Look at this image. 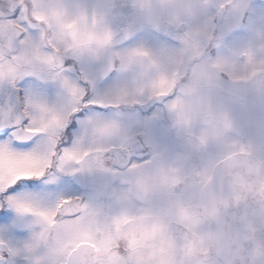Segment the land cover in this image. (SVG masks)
Listing matches in <instances>:
<instances>
[{"label": "clouds", "instance_id": "obj_1", "mask_svg": "<svg viewBox=\"0 0 264 264\" xmlns=\"http://www.w3.org/2000/svg\"><path fill=\"white\" fill-rule=\"evenodd\" d=\"M122 3L146 26L174 34L176 50L138 46L117 53L118 38L127 34L114 31L110 20ZM230 3L226 0L219 7ZM214 4L215 0H113L111 6H90L83 0H0V84L14 89L30 75L57 83L64 95L62 107L25 102L22 115L29 123L17 126L20 138L48 137L50 142L45 151L27 155L0 147V187L14 177L24 178L35 162L46 172L66 164L107 171L116 153L124 156L131 150L132 137L119 124L89 122L74 148L57 151L67 120L86 96L72 94V86L80 88L65 68L68 61L107 63L122 74V88L110 98L113 108L161 102L190 148L205 152L212 144L222 147L219 158L195 169L161 157L144 164L128 157V164L111 171L123 186L113 210L83 201L74 222L81 227L47 225L49 264H264V157L226 141L232 121L217 100L220 77L232 84L255 83L264 79V63L256 64L248 53L243 54V67L232 59H203L213 40L206 13ZM21 6V24L27 29L3 15ZM12 116V109L0 104V119ZM72 204L63 200L56 211Z\"/></svg>", "mask_w": 264, "mask_h": 264}, {"label": "rangeland", "instance_id": "obj_2", "mask_svg": "<svg viewBox=\"0 0 264 264\" xmlns=\"http://www.w3.org/2000/svg\"><path fill=\"white\" fill-rule=\"evenodd\" d=\"M83 2L90 6H111L113 0H83ZM222 2H226V0H215L214 6L210 7L206 13L207 27L211 31L213 40L205 52H213L214 54L209 58L204 52L203 59L205 61H214L221 58L232 59L238 66L243 67V54L248 53L256 64L264 63V0H231V3L223 8L222 20L217 28L215 21L218 13L222 10L219 7V4ZM124 4L126 3H122L121 5ZM18 14L19 9L14 8L12 10L11 7L3 13L5 17L13 20L16 19ZM110 22L114 31L121 35L127 34L126 38H118L115 44V51L117 53L127 52L138 46H145L151 50L163 52H173L178 47L174 34L166 31L161 33L160 30L146 26L133 9L126 14V18L124 19H119L117 12L113 9ZM77 65L79 71L77 70ZM65 68L71 74L72 83L86 93V101L84 100L86 103H82L81 108L85 107L87 103H95L100 106L107 105L111 108L112 101L110 98L123 85L122 74L118 70L112 68L107 63H75L73 61H68V65ZM81 73L84 76L86 84L79 82L78 75L81 76ZM220 81L221 79L219 78L218 88L220 91L217 100L222 103L219 95L223 97L227 95V105L225 107L228 109L232 121V127L225 137L226 141L245 148L258 158L264 157V101L260 99L264 97V79L258 78L255 83L248 81L232 84L227 78V83H223L227 87V91L220 87V84H222ZM9 88L11 87L0 84V104H5L8 94L7 89ZM15 88L20 92L22 111L25 102L29 100L56 107H62L64 104L62 89L57 83L47 78L25 76L17 82ZM253 94H255V99L253 98ZM241 98H247L248 102L238 103L237 101ZM129 106L131 105L120 109L112 107V110L109 108L107 114L93 111L87 113L84 117L75 119V128L71 130L73 145L66 150L74 148L83 139L85 125L89 122H109L108 120L112 116L117 118L119 122L122 121L118 124L126 133L131 135L133 142L139 137L136 134H141L144 137L148 133L149 146L162 150L166 154L165 159L168 161L176 156V152L179 153L180 151H187L189 153L188 156L192 153L199 158L205 159L207 157V159L209 158L208 163L222 155V147L217 144L209 145L205 152H197L190 148L188 141L180 136L174 128L167 109L162 108L157 110L156 115L154 114L157 117L156 120L152 117L144 119L145 121L139 119H133V121L122 120L121 118L125 119L126 116H131L126 110V107ZM73 116L75 115H72L67 120L65 128ZM88 116L91 118H87ZM103 116H106L107 120L103 119ZM128 122H130L129 125L127 124ZM17 132L18 129L0 138V147H7L18 154L40 153L47 149L50 138L39 136L18 139L16 136ZM59 137H61V134ZM172 153L175 156H172ZM172 163L177 164V162ZM52 170L54 173L51 174L52 176H50L47 183L53 184L50 188H46L48 193H44L45 189H43L42 193H39L38 190L33 191L30 187L24 185L25 181H21L13 185L12 188H9L7 193L0 192V199H6L10 196L20 198L19 201L25 202L31 196L40 197L48 195L55 198L57 194H63L62 190H58V188L63 187V184L61 185V180H63L61 174L68 175L65 183H69V186L71 185L69 194H77L78 186L83 185V183L86 184V187L89 186V183H93L88 178L93 171H89L87 168L79 171L70 164H66L60 170ZM19 187L21 188L19 189ZM88 191L90 189H87ZM89 196H91V193ZM40 202V200H36L33 203L36 206H40ZM25 223H27L25 224L27 231L16 232L10 238L3 236V239L14 250L23 247L33 236V233L29 232V229L33 225V228H36V223L31 225H29V221Z\"/></svg>", "mask_w": 264, "mask_h": 264}, {"label": "flooded vegetation", "instance_id": "obj_3", "mask_svg": "<svg viewBox=\"0 0 264 264\" xmlns=\"http://www.w3.org/2000/svg\"><path fill=\"white\" fill-rule=\"evenodd\" d=\"M120 8H123V10H125V14H124L125 18H126V14H128L132 10V8L128 4H124L118 8H114V11L118 12ZM205 54L208 55L209 58H211V55L213 56L214 53L205 52ZM67 65H68V62L66 63L65 67ZM77 70L79 71L78 65H77ZM78 76H79L78 77L79 82L81 84H86L82 73H81V76L80 75ZM220 79H221L220 82L222 83L220 84L221 85L220 87L227 91V87L223 85L224 82L227 83V77H220ZM84 87L86 86L84 85ZM219 98L220 100H222V104L224 106L227 105V95L224 97L219 95ZM83 103H86V102H83ZM149 103L150 102L139 103V104L126 107V110L130 113L131 116L130 117L126 116L127 119L126 117L125 119L124 118H121V119L131 120V121H133V119L134 120L139 119L141 121L142 120L145 121L144 119H150L152 117V118H155L156 120L157 119V117L155 116L156 111L162 108L166 109L165 105L161 102L153 101L152 106L148 107L147 104ZM109 108L110 107H108L107 105L100 106L99 104H95V103H89V104L87 103L85 104V107L83 108H81L80 106L79 110L75 112L74 114L75 116H73V118L68 122V125L66 126V128L64 127V129L62 130L61 137L58 138L57 151L66 150L67 148H70L71 145H73L71 130H74L75 128V123H74L75 119L84 117L86 116L87 113H91L93 111L102 113V114H107V112L109 111L108 110ZM110 109L112 110V106ZM87 118H91V117L88 116ZM98 118L100 119V117ZM102 118L107 120L106 116H103ZM26 120L27 119H25V121ZM108 121L114 122L117 124L122 122V121L119 122L117 118H114L112 116L110 117ZM129 123L130 122H128L127 124L129 125ZM25 125L26 124L24 122V124L21 125V127ZM17 129L15 128L14 130L8 131L7 135H9L11 132ZM7 135H0V138H3ZM136 135H139V137L136 138V141L134 142L132 141L131 150L127 152V154L124 156H121L119 153H116L111 158L112 167L109 170L93 171L92 173H90L88 178L90 181H93V183H89V186L87 187L85 183H83V185H79L77 189V194H69L70 193L69 188L71 185L69 186V183H65V180L67 179L68 175L61 174V178L63 179L61 180L62 182L61 185L63 184V187L58 188V190L59 191L62 190L63 194H57L55 198H53L52 196H48V195L40 196V197L31 196V197H28V200H26L25 202L21 200L19 201L20 198H17V197L8 196L6 199L1 198L0 199V241H3L7 245H9L8 242L3 239V236L10 238V237H13L16 232L27 231L25 229V224H27L25 223L26 221H29V225L35 224V223L37 224V220L35 218L26 216L25 214L18 212V210L16 209V206H14L18 203L30 202V204H34L33 203L34 201L40 200L41 201L40 207L50 208V207H53V204L55 205L56 202L62 198H77L79 200L88 202L89 204L95 207L104 209L106 211L113 210L115 198L118 195H120L123 191V186L121 182L119 180L114 179L113 176L111 175V171L113 170L115 166H119L120 168H123L126 164L129 163L128 157H131V162L135 164H144L147 161L152 160L155 157H161L165 159L166 154H164L162 150H159V148L157 147L149 146V143H148L149 134L148 133L144 137L141 134H136ZM176 153H177L176 156L172 153L173 154L172 156H175V157H173L169 162L171 163L177 162L176 165L184 167V168H191V169L199 168L205 163H208V160H209V158L207 159V157L205 159L199 158L195 154H192V153L190 156H188L189 153L187 151H184V152L180 151L179 153L178 152ZM84 168L86 167L82 166L78 170L83 171L81 169H84ZM52 169L58 170L56 166H53V168L47 171L45 176L40 177L39 179H33L32 181H25L24 185H26V187H30L31 190L33 191L38 190L39 193H42L44 191L43 189H45L44 193H48L46 188L48 187L50 188L53 184V183H47L50 176H52L51 174L54 173L52 172L53 171ZM20 188L21 187H19V189ZM87 189L88 190L90 189V191L87 192ZM90 193H91V196H89ZM33 227L34 225L32 227L30 226L29 232L33 233V231L35 230V228ZM13 264H26L25 258L13 257Z\"/></svg>", "mask_w": 264, "mask_h": 264}, {"label": "snow or ice", "instance_id": "obj_4", "mask_svg": "<svg viewBox=\"0 0 264 264\" xmlns=\"http://www.w3.org/2000/svg\"><path fill=\"white\" fill-rule=\"evenodd\" d=\"M17 8L19 9V14L17 15L16 19H9V21L13 24H21V21L23 20L22 6ZM21 27L27 29V25L25 24H21ZM23 38V35H21L20 39ZM71 91L74 96H76L77 93H79V95H83V91L75 86L71 87ZM28 123L29 121L26 120L25 124L28 125ZM7 134V132L3 133V135ZM16 136L18 139H21L19 132L16 133ZM66 154L68 155L69 159H78L75 153ZM35 163L36 167L33 171L27 172L24 178L14 177L11 181H9L10 186L5 185L4 187H0V192L7 193V190L9 188H12L13 185L18 184V182L39 179L40 177L45 176L47 172L39 166L38 162ZM63 200H72L73 204L57 212L56 209L59 207V204ZM80 203H83V201L77 198H62L58 200L53 207L50 208H44L30 203L16 204V209L18 210V212L23 213L26 216H29V214H31V216L35 217L36 220L40 222V227L35 228L31 240L19 249L14 250L3 241H0V245H2L0 246V264H13V257L25 258L26 264H49L46 250L50 246L51 231L47 227V225H52L55 222H59L68 229L81 227L80 224L74 223L76 221V217L80 214L78 207V204ZM53 218H55V220ZM109 255H112L111 251H109ZM115 255H119L118 251L115 253Z\"/></svg>", "mask_w": 264, "mask_h": 264}, {"label": "water", "instance_id": "obj_5", "mask_svg": "<svg viewBox=\"0 0 264 264\" xmlns=\"http://www.w3.org/2000/svg\"><path fill=\"white\" fill-rule=\"evenodd\" d=\"M14 8H12L13 10ZM224 13V9H222L217 17H216V27L218 28L221 20H222V16ZM125 10H123V8H120L117 12V17L119 19H124L125 16ZM161 33L164 31H160ZM8 94H7V99H6V104L12 109L13 111V116L10 117V119L8 121H4L2 119H0V135H3L4 132H8L10 130H13L15 128H18L17 126H21L24 124L25 122V118L23 117L22 113V109H21V102H20V92L17 88H9L7 89ZM152 102H150L149 104H147V106H152ZM144 107V106H143Z\"/></svg>", "mask_w": 264, "mask_h": 264}]
</instances>
